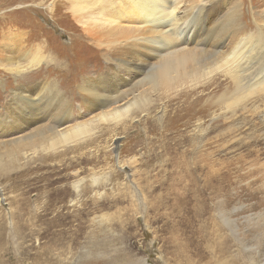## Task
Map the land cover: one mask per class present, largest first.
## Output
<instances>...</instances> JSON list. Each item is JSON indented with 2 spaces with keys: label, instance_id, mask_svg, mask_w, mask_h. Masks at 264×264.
<instances>
[{
  "label": "rangeland",
  "instance_id": "obj_1",
  "mask_svg": "<svg viewBox=\"0 0 264 264\" xmlns=\"http://www.w3.org/2000/svg\"><path fill=\"white\" fill-rule=\"evenodd\" d=\"M239 1L228 0L225 13ZM241 2V33L228 32L222 54L231 53L238 38L254 36L264 26V0ZM24 5L35 10L23 11ZM53 6L54 1L49 0L40 5L14 3L0 9V47L5 36L14 41L21 33L26 47L13 55L20 56L29 49L45 56L35 67L22 60L28 68L18 79L0 67V114H4L17 84L54 79L72 105V116L62 126L89 123L91 131L88 137L62 151H41L33 158L20 152L16 161L4 158L5 167H0V264H264V86L247 92V98L227 100L226 107L202 122L194 119L190 126H185L180 116H162L176 111L179 104L174 101L167 109L172 98L157 91L147 95L150 114L160 116H146L136 110L134 116H119L115 121L98 119L99 110L92 112L83 106L71 78L77 73L86 76L104 70L105 63L100 56L92 60L91 49L78 42L80 24L73 16H65L70 13V4L67 12H50ZM261 64L263 67L264 60ZM145 75L136 78L129 89ZM216 77L207 89L199 88L192 95L195 93L202 101H218L221 95L217 85L223 89L230 79L220 74ZM150 118L157 123L152 124ZM207 132L213 142L211 165L217 173L225 172L226 181L223 191L209 202L211 217L206 240L200 232V221L193 225L202 244L197 248L200 253L183 257L178 245L183 241L179 238L184 233L182 223L187 225L190 219H183L182 210L186 196L192 195V186L178 180L179 167L173 163L190 157L193 142ZM21 133L14 131L8 137ZM222 133L226 134V142L217 148V135ZM1 140L4 139L0 137ZM4 150L7 149L0 148V155L5 156ZM65 165L68 167L64 170ZM20 174L33 179V185L44 183L39 181L41 176L54 180L68 174L60 185L73 187L77 182L92 183L91 179L98 178L99 188L89 194L92 201L87 196L78 197L89 202L82 215L74 212L83 207L80 202L73 207L69 199V206L62 209L66 222L49 228L47 235L48 222L38 217L45 197L22 211L17 204H10L11 195L3 190L10 178ZM142 176L148 178L144 180ZM69 191L77 200V190ZM190 236L188 232L184 242ZM210 243L216 251L208 246Z\"/></svg>",
  "mask_w": 264,
  "mask_h": 264
},
{
  "label": "bare ground",
  "instance_id": "obj_2",
  "mask_svg": "<svg viewBox=\"0 0 264 264\" xmlns=\"http://www.w3.org/2000/svg\"><path fill=\"white\" fill-rule=\"evenodd\" d=\"M44 1L49 0H0V9L14 3L32 2L40 5ZM53 1L54 6L49 10L53 13L57 10L67 12V5L70 4V13L68 11L65 16H73L80 24L78 42L91 49L92 60L100 56L99 59L105 63L104 70L95 71L97 75H94L95 72L86 76L77 73L71 78V83H76L75 88L82 98L83 106L88 111L99 110L98 119L115 121L119 116H134L136 110H141L146 116H160L150 114V97L147 95L148 92L157 91L172 98L168 100L167 109L172 107L174 101L179 104L176 111H170L172 115L167 113L162 116H180L185 126H190L194 119L202 122L211 113L226 107L227 100L233 97L247 98V92H255L258 87L264 86V66L261 67L264 60V26L254 36L238 38L240 41L233 47L234 50L228 55L222 54L228 32L235 30L239 35L241 33V28L238 27L241 0L227 13L225 8L228 0ZM23 7V11L28 13L35 10L29 5ZM214 21L218 22L217 26L213 25ZM255 25L258 26V23L255 22ZM10 38L7 35L1 41L0 67L18 79L28 68L22 65V60L28 61L30 67H35L43 62L45 56L41 51L34 53L29 49L23 50L20 56L13 55V52L26 47V43L21 33L14 41H10ZM218 74L230 79V84L226 85L229 89L225 90L226 87L222 89L217 85L221 95L218 101L197 99L195 91L199 88L207 89V85ZM141 75H145L144 78L129 89V85ZM230 89L234 91L231 92ZM11 93L13 95L8 98L4 114H0V137L4 139L0 141V148L7 149L4 150L5 156L4 153L0 155L2 169L5 167V157L16 161L20 152L33 158L41 151H62L69 144L89 136V123L63 127L72 116V105L56 80L45 79L35 84L20 83ZM157 121L150 118L152 124ZM202 124L205 125V121ZM14 131L22 133L15 138H9V134ZM208 133L193 142L190 157L173 163L179 167L178 180L187 181L192 186V195L186 196V206L182 210L183 219H190L187 225L182 223L184 233L179 238L183 241L178 244L183 257H188L190 253V257H194L200 253L197 248L202 244L196 237L193 225L197 220L200 221V232L206 240L209 233L207 224L211 217L209 202L215 194L223 191L226 181L225 172L217 173L211 165L213 142ZM217 140L216 147H223L226 134H218ZM67 167L65 165L64 170ZM146 171L147 169L142 175ZM147 178L143 177L144 180ZM67 179L68 174L54 180L41 176L39 181L44 183L33 185V179L20 174L10 178L3 190L11 195L10 204H17L22 211L28 209L30 203L45 197L38 217L43 222H48L47 235H50L49 228L66 222L62 209L67 206L69 199L73 207H77L80 202L83 207L74 209V212L76 216L82 215L89 202L80 201L81 197H90L92 201L89 194L99 188L98 178L91 179L92 183L77 182L74 187L61 186ZM72 188L78 192L77 200L72 198L73 191H69ZM142 191L143 195L144 190ZM52 215L54 217H50ZM188 232L191 236L184 242ZM59 236L60 239L63 237V229L59 230ZM219 244L221 246L222 243ZM208 246L216 251L211 243ZM224 249L223 244L220 252L223 253Z\"/></svg>",
  "mask_w": 264,
  "mask_h": 264
}]
</instances>
